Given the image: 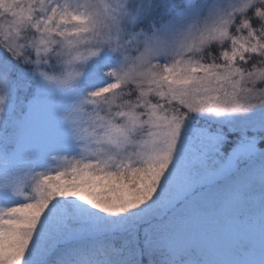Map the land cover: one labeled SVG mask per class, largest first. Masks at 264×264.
Returning a JSON list of instances; mask_svg holds the SVG:
<instances>
[{
  "label": "snow or ice",
  "instance_id": "1",
  "mask_svg": "<svg viewBox=\"0 0 264 264\" xmlns=\"http://www.w3.org/2000/svg\"><path fill=\"white\" fill-rule=\"evenodd\" d=\"M0 264H264V0H0Z\"/></svg>",
  "mask_w": 264,
  "mask_h": 264
}]
</instances>
